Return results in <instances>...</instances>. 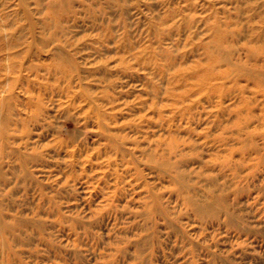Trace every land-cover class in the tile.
Returning a JSON list of instances; mask_svg holds the SVG:
<instances>
[{"label":"rangeland","instance_id":"obj_1","mask_svg":"<svg viewBox=\"0 0 264 264\" xmlns=\"http://www.w3.org/2000/svg\"><path fill=\"white\" fill-rule=\"evenodd\" d=\"M58 2L0 0V264H264V0Z\"/></svg>","mask_w":264,"mask_h":264},{"label":"bare ground","instance_id":"obj_2","mask_svg":"<svg viewBox=\"0 0 264 264\" xmlns=\"http://www.w3.org/2000/svg\"><path fill=\"white\" fill-rule=\"evenodd\" d=\"M40 1L43 2L44 0H40ZM53 1H55V3H59L58 2L59 0H53ZM5 116H6L5 113L2 116H0V138L1 139H3V137L6 136V126L3 124L7 120V117L4 118ZM34 157H36V159L39 160V159L42 158V155H40L38 153H34L33 155H31V158H34ZM28 159H29L28 157L22 158V163H21L22 166H23V163H25V166L27 165L28 162H26V161ZM4 175L5 174L3 173L2 169L0 168V180H5V176ZM3 209H4V207L2 206V204H0V228H2V230L7 232L8 234H12V233H14V231L17 230L16 227L18 225H15L14 223H11L9 220H6L7 217H6V214L3 215ZM218 211L219 210H217V212ZM212 213H215V212L212 211ZM231 218H232L231 221H237L238 223H240V220H238V216L231 215ZM21 221H23V220H21ZM19 225H20V223H19Z\"/></svg>","mask_w":264,"mask_h":264}]
</instances>
